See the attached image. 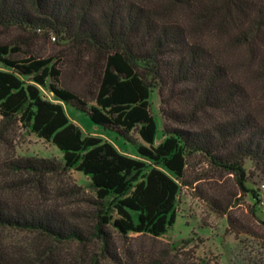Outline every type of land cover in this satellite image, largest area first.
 I'll return each mask as SVG.
<instances>
[{
    "label": "trees",
    "instance_id": "trees-1",
    "mask_svg": "<svg viewBox=\"0 0 264 264\" xmlns=\"http://www.w3.org/2000/svg\"><path fill=\"white\" fill-rule=\"evenodd\" d=\"M0 24L68 35L89 50L91 72L80 94L60 84L59 56L16 57L17 46L0 43V137L20 124L62 153L61 161L30 155L0 161V264L83 263L81 255L60 253L57 243L98 244L89 264H206L194 252L173 254L188 239L156 253L144 249V259L132 242L157 238L174 223L194 154L232 173L260 200L245 182L256 176L264 186V0H168L162 9L144 0H0ZM154 88L161 132L151 112ZM64 104L131 142L136 156L84 134ZM71 169L86 175L94 191L88 228L78 222L82 213L69 217L49 202L48 177ZM7 229L47 242L28 249L5 241Z\"/></svg>",
    "mask_w": 264,
    "mask_h": 264
},
{
    "label": "rangeland",
    "instance_id": "rangeland-1",
    "mask_svg": "<svg viewBox=\"0 0 264 264\" xmlns=\"http://www.w3.org/2000/svg\"><path fill=\"white\" fill-rule=\"evenodd\" d=\"M167 1L144 0L148 6L160 9ZM0 43L17 46L19 50L13 54L16 57L29 54L59 56L62 86L80 94H84L90 86L91 72H85L89 50L84 45L69 42L68 35L64 33L30 25L0 24ZM41 91L51 97L45 88ZM150 105L161 132L163 118L157 88L151 92ZM64 107L70 120L84 134L99 136L121 152L136 156V148L131 142L113 130L93 123L85 112L71 105L64 104ZM132 137L143 142L136 132H132ZM10 155L42 156L59 161L62 158V153L53 143L20 124L5 130L0 137V161ZM245 168L247 171L251 169L252 163L247 160ZM47 181L51 204L69 217L82 213L84 217L78 222L87 228L92 225L93 204L88 200L94 197V191L86 175L71 169L65 175L49 176ZM186 181V185L179 189L174 223L157 238L138 236L132 242L137 257H147L141 253L144 249H153L156 253L170 242L188 239L187 244H179V250L173 251V254L181 258L185 253L194 252L195 257L203 259L206 264H264V186L259 178L248 176L245 182L246 187L257 189L260 193V200L256 201L250 192L239 187L232 173L217 169L204 157L194 154L189 157ZM74 185L80 186V189L75 190ZM228 216H232L234 222L231 223ZM4 237L5 241L25 245L28 249L32 243L47 242L41 235L11 229L5 231ZM56 247L60 253L83 256L82 264H89L90 253L100 249L94 243L87 247L76 243H57Z\"/></svg>",
    "mask_w": 264,
    "mask_h": 264
}]
</instances>
